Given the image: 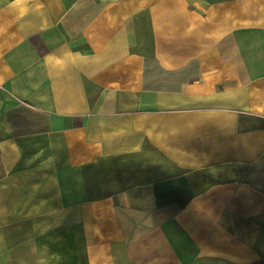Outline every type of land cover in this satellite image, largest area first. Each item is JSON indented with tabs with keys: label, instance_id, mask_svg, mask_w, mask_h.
I'll use <instances>...</instances> for the list:
<instances>
[{
	"label": "crops",
	"instance_id": "obj_1",
	"mask_svg": "<svg viewBox=\"0 0 264 264\" xmlns=\"http://www.w3.org/2000/svg\"><path fill=\"white\" fill-rule=\"evenodd\" d=\"M0 264H264V0H0Z\"/></svg>",
	"mask_w": 264,
	"mask_h": 264
}]
</instances>
